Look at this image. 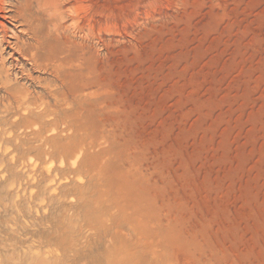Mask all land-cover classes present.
<instances>
[{
    "label": "rangeland",
    "instance_id": "rangeland-1",
    "mask_svg": "<svg viewBox=\"0 0 264 264\" xmlns=\"http://www.w3.org/2000/svg\"><path fill=\"white\" fill-rule=\"evenodd\" d=\"M8 7L0 264H264V0H86L96 54L46 114Z\"/></svg>",
    "mask_w": 264,
    "mask_h": 264
},
{
    "label": "bare ground",
    "instance_id": "bare-ground-1",
    "mask_svg": "<svg viewBox=\"0 0 264 264\" xmlns=\"http://www.w3.org/2000/svg\"><path fill=\"white\" fill-rule=\"evenodd\" d=\"M85 2L86 0H8V5L11 8L12 12V21L15 22L17 26L16 28L14 27L13 29H11L12 36L15 40L13 44L16 50L18 52H21L23 54L22 56H25V58H23L27 59V61H30L32 63V66L37 68H40L42 66V68L44 67L51 72V79L49 80V78H46L48 81H46L44 86L42 85L43 87L41 88V91H44L46 95H44L42 92H39L36 95L37 97H32L29 91L25 90L27 89V87H22V89H25L24 91H21V93L18 94L17 97L22 102L21 104L25 106V111H29V106L35 103H38L40 105L39 107H44L45 111H43L42 109L43 114H46L47 112H57L55 107L58 104L71 106V99L76 96L73 89L75 79H79L84 73L83 62L86 54L85 47L86 45L89 46L90 44L91 51L95 53V46L99 42V38L95 34V26L92 25L90 21L87 22V25H85ZM69 22L71 23L69 26H67V23ZM4 40L5 39L3 37V34L0 32V52L2 51V48L4 46ZM90 41L94 46L90 43ZM82 55L83 58L79 59V57H81ZM96 57H98V54ZM3 61H1L0 63V80L3 89H6L11 82L8 78V70L4 67V63L6 62L3 63ZM37 68H35V70ZM28 71L27 73L30 72ZM29 76L30 74L28 75V77ZM32 78L34 77H31V79ZM30 81H36L37 84H40L39 77L35 78V80L32 79ZM9 89L12 90L13 88ZM15 89H17V87ZM91 94L92 93H89L84 96H82L81 94L80 96L82 98L87 96L90 97ZM29 96L31 97L30 99ZM50 99H52V103ZM8 105H10V103ZM34 123L37 122H33V124Z\"/></svg>",
    "mask_w": 264,
    "mask_h": 264
}]
</instances>
